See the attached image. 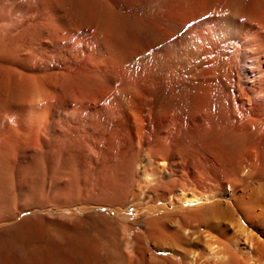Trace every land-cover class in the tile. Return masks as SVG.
<instances>
[{
    "label": "bare ground",
    "instance_id": "obj_1",
    "mask_svg": "<svg viewBox=\"0 0 264 264\" xmlns=\"http://www.w3.org/2000/svg\"><path fill=\"white\" fill-rule=\"evenodd\" d=\"M61 197L83 264H264V0H0V212Z\"/></svg>",
    "mask_w": 264,
    "mask_h": 264
},
{
    "label": "rangeland",
    "instance_id": "obj_2",
    "mask_svg": "<svg viewBox=\"0 0 264 264\" xmlns=\"http://www.w3.org/2000/svg\"><path fill=\"white\" fill-rule=\"evenodd\" d=\"M150 201H151L150 199H147V200L139 199L137 201L131 202L130 204H126L122 207L121 206L110 207L107 210L108 212L107 211L106 212L108 213L110 218L117 219V220H120V217H119L120 215H117L119 213L130 215L129 217L135 219L138 222L139 227L137 228V230L139 232L140 231L142 232V228H141L142 226H140V222L143 219L158 213V209L156 207L157 204H153ZM72 203L73 202H71L70 199H67L64 197L57 199V202L55 201L53 203H50V201H47L46 203L42 205L43 211H40L39 209H35L34 211H25L21 213V215L17 219L9 218L6 211L4 210L1 211L0 212V222H1L0 223V254L4 252L2 254L4 255V257L6 256L5 263L9 264L8 262H10V264L11 263L13 264L14 261H16L19 258L20 254L24 255L25 253L26 255L29 252L32 254H29L28 255L29 257L24 255L22 258L24 257L26 258H24L23 260L25 259L28 260L31 256H33V258L37 257L38 254L41 257V255L43 254L41 257L43 258L42 260L39 256H38L39 259L38 257L37 259L35 258L33 259L31 257L30 258L31 260L30 259L28 260L29 263H31L30 261H32L31 264H33L34 261L35 262L38 261L37 262L38 264L40 261H42L43 263L55 257V254L57 253V252L55 253L54 251L55 244H56L55 247H58L57 244H59V246L61 247H64V245L66 244L67 249H64L61 252H58L59 255L57 253V256L59 257L61 255L60 258H62L63 260L75 259L78 261L77 264H83L85 262L84 261L85 259L84 246L86 244L85 243L86 241H84V235H90V236L97 235L95 234V232L97 233V231L93 230L87 224V222H84V215L86 213L91 212L90 209L92 208V205H84L83 202H82L83 204L80 203L76 205L75 203L73 204ZM42 207H39V208H42ZM84 207L86 209H84ZM96 210L98 209L93 208L94 212ZM118 223H120V221ZM60 243L62 244L60 245ZM8 250L10 252H8ZM36 251L37 252L39 251L38 254L36 253ZM5 252L9 254L8 256H10V253L11 255L13 254L15 256L12 255L9 257L10 259H8L7 254ZM70 252L73 255H71ZM49 254H52L51 258H50L51 255ZM63 255L64 256L67 255V256L64 258ZM17 256L18 258H16ZM69 256L72 258H70ZM12 257H15V258H12ZM6 258L8 260H6ZM22 258L20 255L19 262L22 260ZM28 261L26 263H28ZM72 262L76 264V261L72 260ZM21 263L23 264V262ZM37 263H34V264H37Z\"/></svg>",
    "mask_w": 264,
    "mask_h": 264
}]
</instances>
